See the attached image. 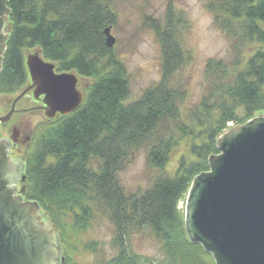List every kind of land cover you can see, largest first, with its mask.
Instances as JSON below:
<instances>
[{
	"label": "trees",
	"instance_id": "obj_1",
	"mask_svg": "<svg viewBox=\"0 0 264 264\" xmlns=\"http://www.w3.org/2000/svg\"><path fill=\"white\" fill-rule=\"evenodd\" d=\"M216 6L210 9L227 34L253 49L244 62L209 60L206 94L184 110L183 93L169 87L183 64L171 27L153 28L162 56L159 83L126 103L127 71L104 42V30L115 22L108 0H8L0 95L21 93L28 84L30 50L58 73L92 80L81 106L32 130L23 153L24 198L56 230L61 264H77L72 239L98 216L113 227V254L96 264H214L211 254L190 242L179 203L193 179L209 171L227 125L241 126L264 113V0H221ZM183 142L186 155L171 169ZM141 148L148 150V167L159 174L145 191L128 194L118 175ZM146 237L157 243L159 257L134 250L133 240ZM82 248L97 252L99 245L91 241Z\"/></svg>",
	"mask_w": 264,
	"mask_h": 264
},
{
	"label": "water",
	"instance_id": "obj_2",
	"mask_svg": "<svg viewBox=\"0 0 264 264\" xmlns=\"http://www.w3.org/2000/svg\"><path fill=\"white\" fill-rule=\"evenodd\" d=\"M8 0H0V72L9 27ZM112 27L104 30V42L112 49L116 39ZM25 66L31 85L43 97L44 116L52 119L76 111L84 95L75 74H55V66L37 52L29 53ZM18 96L6 116L15 114ZM0 141V264H57L56 249L47 246L51 231L36 229L39 206L12 199L7 188L16 168L5 158ZM218 155L209 158V171L192 181L185 197L184 224L188 238L211 254L214 264H264V117L259 115L236 126L217 141ZM6 175L9 178H5ZM35 212V219L31 213ZM45 229V227H44Z\"/></svg>",
	"mask_w": 264,
	"mask_h": 264
},
{
	"label": "rangeland",
	"instance_id": "obj_3",
	"mask_svg": "<svg viewBox=\"0 0 264 264\" xmlns=\"http://www.w3.org/2000/svg\"><path fill=\"white\" fill-rule=\"evenodd\" d=\"M220 1L108 0L110 10L115 15L111 34L116 42L111 50L124 65L129 79L130 93L126 103L136 101L147 89L160 81L162 56L153 28L163 31L171 27L172 38L178 42L183 53V64L170 79L169 87L183 93L184 110L196 105L206 94L205 68L209 60L223 61L228 65L235 63L237 59L245 61L244 56L253 48L247 43L237 44L236 38L228 35L222 27V19L215 15V9H210ZM77 78L78 90L84 94L92 80L78 76ZM19 94L20 91L11 95H0V116L7 115L9 103L21 95ZM17 106L23 110L33 105L28 100H22ZM262 115L264 117V113ZM48 121L42 112L31 111L15 116L8 131L2 128L0 131L8 137L13 135L18 139L15 153L23 158V148L27 146L32 130L48 124ZM234 127H236L234 124L229 123L225 133ZM13 128L17 129L16 133L13 132ZM157 136L152 137L151 144L156 142ZM147 154V148H141L133 153L124 170L118 175L126 193L137 194L145 191L159 174L148 167ZM183 155H186L185 142L171 158V169ZM184 203L185 200L179 203L183 215ZM76 236L77 238L72 240L77 249L71 255L77 264H96L113 254L111 248L113 227L105 216H98L86 233ZM91 241L98 243L97 252L83 250L82 245ZM133 248L142 255L152 257L160 255L157 243L152 238L134 239Z\"/></svg>",
	"mask_w": 264,
	"mask_h": 264
},
{
	"label": "flooded vegetation",
	"instance_id": "obj_4",
	"mask_svg": "<svg viewBox=\"0 0 264 264\" xmlns=\"http://www.w3.org/2000/svg\"><path fill=\"white\" fill-rule=\"evenodd\" d=\"M216 8H217V6H216ZM5 27H7L6 24L4 25V28ZM29 53H31V52H28L26 54V56ZM26 56H25V58H26ZM54 72H55V74H62V73H58L56 71H54ZM28 88H30V89L27 91V93L15 105L16 111H23V112L13 115L11 117L10 121L8 123H6L5 125L0 124V129L2 128L3 130L8 131L9 127H11L10 124L12 122V119L17 115L24 114V113L31 112V111H39V112H42L43 114L45 113L43 110V104L41 103V100L43 99V97L39 95L37 87H35V85H31L29 80H28V84L25 86V88L22 90V92L20 94H22ZM22 100H28V102L31 103L33 106L28 107L27 109H23V110L18 109L17 105ZM12 102L9 103L10 108H11ZM10 108H9V110H10ZM4 116H0V117H4ZM61 116L62 115H60V114H56L55 117L50 119V120H54L57 117H61ZM47 120H49V119H47ZM12 130L14 133H16V131H17V129H14V128ZM0 141L5 142L4 147H3V152L5 154V158H7V162L9 161L16 168V170L13 173H11L12 179L7 184V188L11 192L12 199L16 198L22 204H26V203L34 204V202L25 200V198H24V191H23V183L25 181V176L23 174L24 161H23V158L21 156H18L15 153L16 148H17V144H18V139L17 138L15 139L13 135L8 137L7 135H5L4 133H2L0 131ZM24 149H25V147L23 148V153H24ZM8 176H10V175H6L5 178H9ZM36 217L39 218V224L43 225V227L42 226H36L35 222L33 221V224L36 227V229H40V230L43 229L44 231L48 229L49 231H51V234L49 235V240L46 242L47 243L46 247H49V249L52 251L54 250V248L56 249V254H57V258H58L57 264H61L64 261V257L62 254L63 248H62L61 243L59 241L58 234H57L56 230L46 220L45 216L41 213L40 209L38 212H36ZM31 219H35V212L34 211L31 213ZM44 227H45V229H44Z\"/></svg>",
	"mask_w": 264,
	"mask_h": 264
}]
</instances>
